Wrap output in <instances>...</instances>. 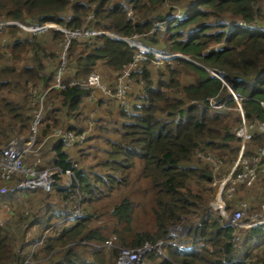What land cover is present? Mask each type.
<instances>
[{"label":"trees","instance_id":"trees-1","mask_svg":"<svg viewBox=\"0 0 264 264\" xmlns=\"http://www.w3.org/2000/svg\"><path fill=\"white\" fill-rule=\"evenodd\" d=\"M165 1L175 7L174 13L183 14L176 8L183 0H0V152L12 137L30 132L37 112L42 115L38 127L41 140L55 128L77 130L74 121L80 111L93 102L98 106L105 98L112 99L101 91L71 83L103 72L113 74L107 81L114 84L136 51L118 37L137 35L148 48L181 56L162 67L153 65L148 57L140 70H132L129 83L141 81L147 95L138 97L144 102L142 106L133 107L138 114L128 116L127 111H121V117L130 122L123 124L120 140L112 143L106 161L100 164L102 173H93L92 181L77 167V156L72 158L66 151L72 148L58 144L51 149L52 165L62 171L72 170L89 202L119 187L118 198L112 199L103 213L108 220L99 224V216L86 211L73 221L65 219L64 210L50 213L44 208L52 204L49 199H57L59 205L73 202L60 182L49 194H0V206L8 205L11 215L9 221L0 224V264H116L122 248L160 241L163 254L153 249L139 264H264V226L237 230L244 240L235 246V229L226 226L208 207L212 198L209 183L216 174L199 157L210 155L231 165L239 150L229 117L238 125L240 114L233 118L236 114L227 109L210 106L213 99L215 105L225 103L231 110L236 107L227 87L206 69L224 73L228 88L246 98L242 102L246 120L264 121V0L189 1L182 20L170 13L162 18L156 14ZM227 15L236 23L209 24L211 19ZM156 21L165 22L168 35L161 39L163 43L153 32ZM251 23L261 24L262 30L245 28ZM17 24H55L67 32L84 28L94 34L72 37L52 28L45 36ZM23 33L30 36L23 37ZM49 40L59 43L55 42L61 47L60 54L47 51ZM9 47L10 54L3 52ZM47 59L56 62L48 64ZM152 66L160 73L156 87L149 70ZM183 75L190 81L183 84ZM101 80L106 84L103 77ZM262 144L261 134L254 132L249 145ZM253 153L255 150L249 152ZM141 177L146 179V186L137 184L136 190H129ZM1 185L11 186L0 180ZM134 192L144 198H135L138 195ZM135 207L149 218L137 221L140 212ZM183 224L187 226L184 234H170V228ZM112 233L115 236L111 238ZM16 234L21 240L14 245ZM107 240L111 245L105 244Z\"/></svg>","mask_w":264,"mask_h":264},{"label":"built area","instance_id":"built-area-1","mask_svg":"<svg viewBox=\"0 0 264 264\" xmlns=\"http://www.w3.org/2000/svg\"><path fill=\"white\" fill-rule=\"evenodd\" d=\"M89 18V17H88ZM19 25V24H17ZM53 25V24H51ZM3 23H0V28ZM22 29L31 33H41L44 31L46 24L42 26H21ZM56 30H63L57 25H53ZM72 37L78 34L88 35L94 34L93 31H85L81 28L78 32H67ZM122 39V38H119ZM126 41L125 39H122ZM133 42H129V45L139 49V54L135 55V61L144 59V54L150 52L145 49L139 42L135 39ZM138 44V45H134ZM154 64L160 65L165 59H170L171 55L157 54L154 53ZM133 66V64H130ZM212 77L222 80L224 74H217L215 70L207 69ZM128 74L129 71H123V74L117 78L112 89L104 84L101 80L100 74H90L89 77L82 82H72V85L79 86L83 89H92L94 92L101 91L106 96H113L124 106L126 99V93L128 89ZM94 78V82L91 83L89 79ZM232 100L236 103V110L242 117V122L236 129L235 134L240 138L242 146L238 152L237 158L230 165L228 172L221 178H214L209 186L211 188H216L217 195L215 196V202L211 204L212 210L224 220L226 226H231L235 229L239 228H251L258 225L264 224V214L261 218L255 212H252L249 208L247 210V205L245 203H239L238 208L232 213H228L227 209L230 207V202L233 201L236 189L243 187L245 189H250L253 186L259 184L258 190L252 192L250 196V203L254 206L260 205V208L264 211V197L257 199L256 195L259 191L264 192V121L263 122H252L248 123L243 117V112L241 108V103L244 100L239 94L234 93L229 89ZM211 106H215V101L213 99L209 100ZM261 106L264 108V103L261 102ZM220 109H226L225 103L215 106ZM42 115L40 112L35 114L33 122L31 124V133L24 137L20 135H15L9 142L2 148L0 152V180L5 183H10L11 186L1 185L0 194L6 195L11 192H22L24 190L35 191L40 190L44 193H50L53 191L55 184L60 180L65 184L70 190V196L75 195V192L79 190L78 181L75 179L72 170L62 171L60 168L54 166L50 168L41 167L40 153L42 149L46 146V143L37 144L38 133L37 128L40 124ZM91 122L88 126H85L81 130H56L51 136L55 142H61L64 147L70 148L73 146L82 145L91 134ZM255 128L263 135V144L256 147L255 153L252 155H246L244 152V145L249 139V131ZM199 157L206 161L212 168L213 172H217L222 168L224 162L216 157L210 155L199 154ZM74 182L76 185H74ZM67 216V220H76L82 213L78 211H64ZM2 223V219H0ZM177 229V228H175ZM234 242L240 243L241 239L238 236L234 237ZM105 244L111 245V240L105 241ZM155 249L159 254H163L162 242H158L155 245L150 242H144L141 246L137 248H122L118 254L116 264H139L145 255L151 250Z\"/></svg>","mask_w":264,"mask_h":264},{"label":"rangeland","instance_id":"rangeland-1","mask_svg":"<svg viewBox=\"0 0 264 264\" xmlns=\"http://www.w3.org/2000/svg\"><path fill=\"white\" fill-rule=\"evenodd\" d=\"M189 1H194V0H183L182 2L176 4V5H178L176 7L178 10L177 12H181L183 14H186L187 13L186 12L187 6H188L187 3ZM172 8H175V7H173V5L169 1H165V2H163L162 5H160L158 10L156 11V14H158V16L161 18L165 14H168V13H170V16L174 15L173 14L174 11H172L174 9H172ZM129 14L132 15L131 11L129 12ZM227 17L229 18L232 16L227 15V16H223L222 18H219L216 20L211 19L209 24L215 25L216 23H223L224 22L226 24L233 25L236 23L235 19L228 20ZM157 24H159L158 21H156L153 24V32L154 33L157 32V36H155V37L156 38L158 37L159 42L163 43L161 41V39H165L168 35L167 34L168 32L163 30L164 25L161 24V27H158ZM251 24H255V23H251ZM17 26H19V25H17ZM52 28H54L53 25L46 24L44 31L39 33L38 35L47 36L46 32H48V34H49L50 31H48V30L52 29ZM250 30L254 31V32L261 31L262 25L257 24L256 27L250 28ZM26 36L29 37L30 34L23 33V37H26ZM55 42H57V41H52V40L47 41V45H46L47 51L48 52H54L56 54H60L61 53V49H60L61 47L59 48V46H57L55 44ZM134 45H138V44H134ZM217 47L218 46H214V48H217ZM157 48H161V46L157 45ZM10 50H11V48L9 47L7 49H4L3 52H9V54H10ZM169 55H173V54H169ZM178 56H180V55H178ZM45 62L48 64H54L56 62V60L52 61L50 59H47V60H45ZM169 62H170V60H169ZM132 64H133L132 67H135V63H132ZM164 65L165 64H163L159 67H162ZM149 70L151 72L153 71V73L151 74L152 75L151 77L154 81V86L156 87V81L158 80V75L160 74L159 70L157 68H154L153 66L150 67ZM101 75H102L103 79L105 80V83H108L107 80H110L113 76V74H111L109 76V74H103V72ZM180 79H181L182 83L184 81L183 84H185V82H189L191 78L187 77V75H183L180 77ZM89 81L91 83H93L94 78L89 79ZM226 85H227V83H226ZM143 88H144V84L141 81H138V82L132 81V84H129V87H128V90L126 93V99H125L124 106L122 109L119 106V102L117 100H115L113 98L112 99L105 98L104 99L105 101L102 105L96 106V104H94L95 102H93V104H91L86 110H84L83 112L80 111V115H78L76 118L77 122L74 121V124L75 123L77 124L76 128L78 129V128L85 126L86 125L85 123L88 119L93 120L94 117H96L95 120L97 123H95V124H97V126L95 124L93 125L92 135L89 136L88 139L82 145L79 146V149L72 148V149L66 150L70 154V157L73 158L75 155L77 156V159H75V161L77 162V167L83 169V171L86 174V176L88 177L89 181L93 180V176H92L93 173H99V172L102 173V167H100V164L102 165L106 161V158H107L106 152L109 151L110 149H112V143H116L120 140L119 131L122 130L123 124L130 122L129 118L125 119V118L121 117V115H120L121 111L122 110L127 111L128 116L136 115L139 113V112L135 111V109L133 107L134 106L140 107L144 103L140 98H138L140 95L144 96V97L147 95ZM12 90L15 91V89H12ZM26 93L27 92L25 91V93H23V95ZM4 94H6V92ZM101 99L103 100V98H101ZM92 105H93L92 110H90L88 112V110L90 109V107ZM235 106H236V104H235ZM119 109H121V110H119ZM227 111H229L230 113L236 114V115H233V118H234V116H238L237 110H231L228 108ZM229 120H230V125L232 127L231 130H232V132H234V130L236 129V127L238 125L233 124L232 117H229ZM246 121H248V120H246ZM69 123L70 122H68V124ZM252 124H254V123H252ZM90 129H92V127ZM27 134H25V135L23 134V135L27 136ZM37 144H40V138L39 137H38ZM236 145L240 146V148H239V150H240L241 146H242L240 139L238 140V143H236ZM256 147H258V146L247 144L245 146V152L247 154H249V152L255 150ZM239 150H238V152H239ZM52 156H53V154L45 155L44 157L41 158L44 167H50L51 164L49 163V161L53 159ZM237 156H238V154H237ZM225 164L222 165V168L220 170H218L217 172H214L216 174L215 175L216 179H221L228 172L229 168L231 167L230 165H227L228 163H225ZM135 183L136 184H134V186H132V187L129 186L128 189L129 190H131V189L136 190L137 184L145 187L146 186V179L144 177H141L140 180L135 182ZM259 186L260 185L257 184L250 189H245L243 187L237 188L236 192L234 194V197H233V201L230 202V207L227 209L228 213L230 214L233 211H235L238 208L239 203H245L247 205V208H248L247 210H249V208L251 206L250 205V192H254V191L258 190ZM120 188L122 189L123 187H120ZM22 192L28 194L30 191L24 190ZM120 192L121 191L118 187V188H115L112 191H110L109 194H103L100 199L95 200V201L93 200V201L89 202V200L84 199V197H85L84 193L80 192V188H79V190L75 192L74 197L71 198L73 201L71 204H68L67 201H63L59 205L58 203H60V201H58L57 199L55 201L54 200L52 201L51 199H49L50 200L49 202L52 204L50 206H44V208H46L48 211H50V213H59V212H61V210H62V212H63V210L64 211L65 210L66 211L72 210V211H78L79 213H83L85 211L87 213L88 212L95 213L99 216V220H101L99 222V224H100V223L108 220V216H106L103 213H105L107 211V209L109 208V205L111 204L110 203L111 200L118 198V194ZM38 194H45V193H38ZM134 194L138 195V196H135V198H137V199H139V198L143 199L144 198L138 192H134ZM209 195L212 196V198L209 200L208 207L210 209H212L211 204L215 202V196L217 195L216 188H212ZM263 197H264L263 191H259L256 195L257 199H261ZM49 202H47V203L50 204ZM7 206L8 205H5V204H2V206H0V219H2V224L6 221H9L11 218V215L9 214V206L8 207ZM147 209H148V207L145 206V210H147ZM135 210L140 212V213H137V221H141L144 217H146L147 219L149 218L147 215H144L142 213L143 210L140 207H135ZM251 211L257 213L259 215L258 218H261V216H263V214H264V211L262 210V208H260V205H258L255 208L252 207ZM50 220L53 222L52 219H50ZM223 222H224V220H223ZM55 223L58 224V222H55ZM186 230H187V226L185 224H183V225H180V227H178L177 229H175L174 227L170 228V234L172 236H177L178 234H184L186 232ZM111 235H112L111 238L113 236H115V234L113 235V233ZM31 238L32 237H29V240ZM20 240H21V237L18 236V234H16L12 238V243L14 245H16L20 242ZM38 243L41 244V240ZM112 247H114V243H112ZM26 251L28 254L31 255L30 249L26 248ZM162 251H163V248H162ZM28 258H29V256H28Z\"/></svg>","mask_w":264,"mask_h":264},{"label":"clouds","instance_id":"clouds-1","mask_svg":"<svg viewBox=\"0 0 264 264\" xmlns=\"http://www.w3.org/2000/svg\"><path fill=\"white\" fill-rule=\"evenodd\" d=\"M174 14V16L178 19V20H182L184 17H185V15L184 14H180V13H173ZM172 16V15H171ZM169 19V18H168ZM161 24L162 25H164L165 24V22L164 23H159V24H157V26L158 27H161ZM257 25H255V24H251V25H248V26H246L245 28H254V27H256ZM63 29V28H62ZM229 29V28H228ZM163 30H165V27L163 26ZM60 31H63V32H65V29H63V30H60ZM229 31V30H228ZM68 35H70V34H68ZM71 36V35H70ZM118 39H119V37H118ZM122 39H124V38H122ZM122 39H120V40H122ZM137 40L138 42H139V44L140 45H142V43L137 39V35H134L132 38H130V39H125L126 41H124V40H122V41H124V42H127L128 43V41L129 42H133L132 40ZM129 44V43H128ZM67 45H68V43L67 44H65L64 45V49H63V52H62V54H61V58H62V60H61V62H60V66L62 67L63 66V63H64V52H65V49H66V47H67ZM145 49H147V50H149L150 52H147V53H145L144 54V59H140L139 61H135V55L138 53L139 54V49L138 48H136L135 50V54H134V59H133V61L130 63V64H132V63H135V67H132V66H130V64H128L127 65V67L125 68V69H123L122 70V72L123 71H126V70H128L129 71V74H128V79H129V81H128V87H129V82L131 81V72H132V70L134 69L135 71H137V70H140V66H142L143 64V61H145L148 57H151L152 58V60H153V65H155L154 64V61H155V58H154V53H157V54H164V55H169V54H165V53H162L161 51H159V50H157L156 48H148V47H146V46H144V45H142ZM132 47V46H131ZM135 48V47H134ZM178 55H171V58L170 59H165L161 64H165L166 62H169V60H171V59H173V58H175V57H177ZM179 57H181V56H179ZM185 59H187L188 57L186 56V57H184ZM160 64V65H161ZM206 71H207V69H206ZM208 72V71H207ZM209 73V72H208ZM217 73V72H216ZM217 74H219V73H217ZM222 74H224V73H222ZM118 75V74H117ZM210 75V74H209ZM211 76V75H210ZM89 77V76H88ZM101 77H102V75H101ZM212 77V76H211ZM224 77V76H223ZM215 78V77H214ZM226 87H227V89H228V93H229V89L230 88H228V85H226V82L223 80V78H222V80H220ZM108 82V81H107ZM72 85V84H71ZM106 85L107 86H113L114 87V84L113 83H110V82H108V83H106ZM128 90V89H127ZM231 90V89H230ZM233 91V90H232ZM96 92H100V91H96ZM234 92V91H233ZM234 93H236V92H234ZM230 94V93H229ZM109 97H111V96H109ZM112 98H114L115 100H116V98L115 97H113L112 96ZM244 98V97H243ZM246 98H244V100H245ZM230 100H232V98H230ZM243 100V101H244ZM233 101V100H232ZM242 101V102H243ZM236 104V103H235ZM119 106L121 107V109L123 108V106H121L120 105V103H119ZM211 106V105H210ZM215 106H219V105H215ZM214 106V108H216V109H220V108H217V107H215ZM213 107V106H212ZM236 108H237V105H236V107L234 108V110H236ZM241 108H242V103H241ZM227 110H228V108H226ZM238 112V111H237ZM242 112H243V110H242ZM38 113V112H37ZM239 113V112H238ZM241 117V116H240ZM243 117H244V112H243ZM244 119H245V117H244ZM245 121H246V119H245ZM257 122L258 123V121L256 120V119H254V120H252V121H246V122H248V123H252V122ZM41 122V121H40ZM89 122H91L92 124H94V122H93V120H89ZM242 122V117H241V121H240V123ZM240 123L238 124V126L236 127V129L239 127V125H240ZM89 124V123H88ZM88 124H86L85 126H88ZM40 126V124L38 125V127ZM85 126H83V128L85 127ZM83 128H78L77 130H81V129H83ZM71 130V131H75V130H72V129H69V128H67V127H59V128H55L51 133H49L48 135H46L43 139H41L40 140V143H46V145H50V146H52V147H55V146H57L58 144H62L61 142H55V140L51 137L52 135H53V133L56 131V130ZM236 129L234 130V132L236 131ZM91 131H93V128H92V130ZM254 132H257V133H260L258 130H256L255 128H253V129H251L250 131H249V139H248V141L245 143V145H244V152H245V146L247 145V144H249V142H250V140H251V136H252V134L254 133ZM31 133V126H30V132L28 133V135ZM37 133H38V128H37ZM261 134V133H260ZM17 135H19V134H17ZM27 135V136H28ZM92 135V132H91V134H90V136ZM20 136H24V135H20ZM235 136H236V134H235ZM261 136H262V138H263V135L261 134ZM24 137H26V136H24ZM237 137V136H236ZM238 138V140L240 139L239 137H237ZM241 141V140H240ZM38 142V141H37ZM63 145V144H62ZM79 146L80 145H78V146H73V147H70V148H76V149H79ZM64 147V146H63ZM66 148V147H65ZM239 148H240V146H239ZM245 154H246V152H245ZM246 155H249V154H246ZM41 158V157H40ZM43 166V162H42V160H41V167ZM55 165H52V166H50V167H54ZM50 167H45V168H50ZM56 167H58V168H60L59 166H56ZM74 173V172H73ZM75 176V175H74ZM75 179H76V177H75ZM77 180V179H76ZM57 182H60L61 184H63L60 180H58ZM56 182V183H57ZM78 183V182H77ZM64 185V187L65 188H67V190L69 191V193H71L73 190H70V188H68L65 184H63ZM74 185H76V183L74 182ZM56 186V185H55ZM78 186H79V183H78ZM55 188V187H54ZM29 191V190H28ZM53 191H54V189H53ZM53 191H51V192H53ZM31 192H37V193H44L43 191H40V190H35V191H31ZM50 192V193H51ZM45 194H49V193H45ZM258 205H254V208L255 207H257ZM67 217V216H66ZM66 217H65V219H66ZM67 220V219H66ZM68 221V220H67ZM73 221V220H72ZM0 224H2V223H0ZM260 226H264V224H262V225H258V226H255V227H251V228H246V229H244V228H239L240 230H244V231H247V230H251L252 228H256V227H260ZM174 228H178V227H174ZM235 229V228H234ZM239 229H235V233H234V237L235 236H238L240 239H241V242L240 243H236V242H234L235 243V246H238V245H240L241 243H242V241L244 240L242 237H241V235L240 234H237V230H239ZM145 258V257H144ZM143 258V259H144ZM142 259V260H143ZM142 262V261H141ZM140 262V263H141Z\"/></svg>","mask_w":264,"mask_h":264},{"label":"crops","instance_id":"crops-1","mask_svg":"<svg viewBox=\"0 0 264 264\" xmlns=\"http://www.w3.org/2000/svg\"><path fill=\"white\" fill-rule=\"evenodd\" d=\"M53 147L52 146H50L49 144L48 145H46L43 149H42V151H41V153H40V157L42 158V157H44L45 155H48V153H50L51 154V149H52ZM54 157V156H53ZM55 161H54V158L52 159V160H50L49 161V163L51 164L50 166H52V164L54 163ZM42 167H44V166H42ZM37 193V192H36Z\"/></svg>","mask_w":264,"mask_h":264}]
</instances>
